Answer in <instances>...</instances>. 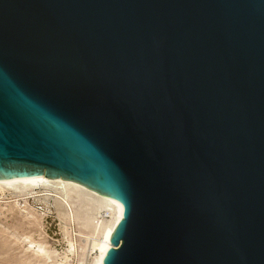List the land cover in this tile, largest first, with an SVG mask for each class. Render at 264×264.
<instances>
[{
    "label": "water",
    "instance_id": "water-1",
    "mask_svg": "<svg viewBox=\"0 0 264 264\" xmlns=\"http://www.w3.org/2000/svg\"><path fill=\"white\" fill-rule=\"evenodd\" d=\"M118 203L101 264H264V0H0V181Z\"/></svg>",
    "mask_w": 264,
    "mask_h": 264
},
{
    "label": "bare ground",
    "instance_id": "bare-ground-1",
    "mask_svg": "<svg viewBox=\"0 0 264 264\" xmlns=\"http://www.w3.org/2000/svg\"><path fill=\"white\" fill-rule=\"evenodd\" d=\"M0 185L7 189H13L18 185L22 187L23 190L14 196L15 199H20L15 203H21L22 208L28 204L35 187L49 193L42 196L46 212H42L39 217H44L50 211L48 206L51 201L55 218L65 226H70L73 234L66 242V249L58 254L53 264H101L106 251L111 247L109 239L123 216V209L118 203L75 182L61 178L44 179V175L37 178L0 181ZM70 186L78 188L79 193L73 195L68 190ZM39 210L41 211V207ZM27 244L32 248L36 243ZM34 248L36 255H44L47 260L49 259L44 248L37 244Z\"/></svg>",
    "mask_w": 264,
    "mask_h": 264
},
{
    "label": "rangeland",
    "instance_id": "rangeland-1",
    "mask_svg": "<svg viewBox=\"0 0 264 264\" xmlns=\"http://www.w3.org/2000/svg\"><path fill=\"white\" fill-rule=\"evenodd\" d=\"M0 187L3 192H0V264H53L58 254L66 249V242L73 234L70 226L57 221L51 201L48 206L50 211L44 217H39L42 212H46L42 196L49 193L35 187L28 204L22 208L21 203H15L20 199L14 198L15 194L23 190L20 185L13 189ZM68 190L73 195L79 193L76 187L70 186ZM29 242L44 248L49 259L44 255H36V244L29 248Z\"/></svg>",
    "mask_w": 264,
    "mask_h": 264
},
{
    "label": "built area",
    "instance_id": "built-area-1",
    "mask_svg": "<svg viewBox=\"0 0 264 264\" xmlns=\"http://www.w3.org/2000/svg\"><path fill=\"white\" fill-rule=\"evenodd\" d=\"M40 209V208H39Z\"/></svg>",
    "mask_w": 264,
    "mask_h": 264
}]
</instances>
